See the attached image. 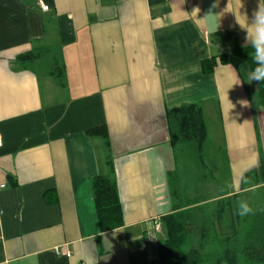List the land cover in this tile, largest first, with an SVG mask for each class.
Listing matches in <instances>:
<instances>
[{"label":"crops","instance_id":"0c3cea01","mask_svg":"<svg viewBox=\"0 0 264 264\" xmlns=\"http://www.w3.org/2000/svg\"><path fill=\"white\" fill-rule=\"evenodd\" d=\"M258 3L0 0V264H157L158 241L145 236L172 211L168 109L202 105L234 189L264 165V108L231 64L209 73L202 65L232 47L215 41L217 32L251 43L236 18L247 27ZM32 51L49 52L48 67L19 59ZM57 66L63 83L51 73ZM101 127L122 210V224L109 230L92 188L108 173Z\"/></svg>","mask_w":264,"mask_h":264},{"label":"trees","instance_id":"16d2710c","mask_svg":"<svg viewBox=\"0 0 264 264\" xmlns=\"http://www.w3.org/2000/svg\"><path fill=\"white\" fill-rule=\"evenodd\" d=\"M213 38L217 42L231 39L232 47L204 60L203 71L212 72L218 62L231 64L239 74L249 100L264 108V82L248 81V73L255 67L251 43H240L234 30L217 32ZM49 56L47 51H32L20 55L19 59L26 66L41 70L48 67ZM51 73L63 83L60 66ZM167 120L176 168L170 178L172 211L161 218L157 264H264V212L254 217H240L236 205V200L247 188L264 183V165L243 174L238 189H234L229 159L224 148L210 141L202 105L189 103L168 109ZM94 131L104 137L108 173L94 177L92 188L101 229L109 230L122 224V210L107 129L101 127ZM210 187L219 188V202L214 211L216 221L209 218L211 221L208 219L205 223L195 218L193 208L209 199L207 190L210 191ZM257 191L263 193L264 187ZM200 194L205 197L196 199Z\"/></svg>","mask_w":264,"mask_h":264},{"label":"clouds","instance_id":"9594fccd","mask_svg":"<svg viewBox=\"0 0 264 264\" xmlns=\"http://www.w3.org/2000/svg\"><path fill=\"white\" fill-rule=\"evenodd\" d=\"M236 19L240 27L246 29V40L247 42L250 40L253 49L252 59L255 67L248 73V81L249 83L253 81L264 82V0H259L257 8L252 13L251 21H248L247 27L238 18ZM152 151L157 172L163 173L165 168L163 157L156 150L153 149ZM158 206L161 209V214H166L167 202L158 203ZM254 212L255 210L247 201L241 200L238 202L237 214L240 217L254 214Z\"/></svg>","mask_w":264,"mask_h":264},{"label":"rangeland","instance_id":"374dc122","mask_svg":"<svg viewBox=\"0 0 264 264\" xmlns=\"http://www.w3.org/2000/svg\"><path fill=\"white\" fill-rule=\"evenodd\" d=\"M39 69V68H37ZM211 140L217 144L216 142L219 141V135H216V140L211 138ZM210 140V141H211ZM218 140V141H217ZM208 193H209V196H208V200L207 201H203V203L201 204V206H196L197 208H193V210L195 209V218H198L199 220H202L204 221L205 223L207 222L208 223V219L210 218L211 220H214L216 221V219L214 218V211L218 205V200H217V195L218 193H220V190L218 187H215L214 188H211L210 187V191L209 189L207 190ZM248 192H252L251 194H247L244 193L242 194V196H240L239 198L240 199H237L236 200V205H237V208H238V202L243 200V201H247L249 203V205L255 210L254 214H250L248 216H245V218H249L251 216H257L258 214H261L262 212H264V192L262 193L261 191H257L256 189L255 190H252V191H248ZM202 193V192H201ZM189 196V195H187ZM193 196V195H192ZM199 197L196 198V199H200V198H203L205 196H203L202 194L198 195ZM251 202V203H250ZM195 206V205H194ZM193 207V206H192ZM264 214V213H263ZM210 216V217H209ZM209 219V220H210ZM210 220V221H211ZM241 223V222H240ZM245 228V227H244ZM247 229L250 228V226H247L246 227ZM239 229L241 230L242 229V224H240L239 226ZM246 229V230H247ZM153 250H156V247H152ZM154 256V254L151 255V258ZM155 262H156V259H155ZM151 264H154V261L151 262ZM156 264V263H155Z\"/></svg>","mask_w":264,"mask_h":264},{"label":"built area","instance_id":"2783aa9c","mask_svg":"<svg viewBox=\"0 0 264 264\" xmlns=\"http://www.w3.org/2000/svg\"><path fill=\"white\" fill-rule=\"evenodd\" d=\"M42 8L44 10H48L49 6L48 5H42ZM162 232V224L160 221L156 220L153 224V227L151 230L147 231V234L145 236L146 241L148 243H156L158 241L157 236ZM70 255V253H68Z\"/></svg>","mask_w":264,"mask_h":264}]
</instances>
